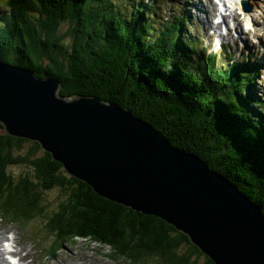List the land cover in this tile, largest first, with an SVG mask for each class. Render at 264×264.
<instances>
[{
    "label": "trees",
    "instance_id": "16d2710c",
    "mask_svg": "<svg viewBox=\"0 0 264 264\" xmlns=\"http://www.w3.org/2000/svg\"><path fill=\"white\" fill-rule=\"evenodd\" d=\"M96 1L103 7L93 0H0V60L55 78L61 96H95L130 109L173 146L208 160L264 215V106L251 91L261 64L242 55L215 66L216 53L196 55L193 19L178 0H124L128 14L112 0ZM65 20L70 25L59 33ZM18 164L30 172L12 174ZM53 188L67 195L47 214L39 201ZM0 214L9 223L44 218L51 253L86 239L132 263L158 253L167 264H196L200 256L198 264H214L186 234L99 194L1 123Z\"/></svg>",
    "mask_w": 264,
    "mask_h": 264
},
{
    "label": "water",
    "instance_id": "95a60500",
    "mask_svg": "<svg viewBox=\"0 0 264 264\" xmlns=\"http://www.w3.org/2000/svg\"><path fill=\"white\" fill-rule=\"evenodd\" d=\"M59 87L0 60L6 134L36 141L99 194L161 218L214 264H264V215L237 186L130 109Z\"/></svg>",
    "mask_w": 264,
    "mask_h": 264
},
{
    "label": "rangeland",
    "instance_id": "374dc122",
    "mask_svg": "<svg viewBox=\"0 0 264 264\" xmlns=\"http://www.w3.org/2000/svg\"><path fill=\"white\" fill-rule=\"evenodd\" d=\"M115 8L122 10L125 14H128L129 8L125 5L124 0H112ZM179 2L185 3L181 8L188 11L189 15L193 19L192 26H190V31L198 38V28L199 36H204V40L201 38L203 43L196 49V55L206 57L208 52L214 53V49H218L220 53L221 49L218 47V44L209 47L207 43L209 42L207 36L211 31H206L205 28L208 27L211 23L212 12L208 10L211 14H208L209 17L204 13V11L199 9L198 0H178ZM177 0L173 2V5L178 3ZM192 2V3H191ZM95 5L103 7V2H97L93 0ZM169 5L167 0L160 1L161 5ZM191 3V4H190ZM198 3V4H197ZM202 5L206 7L213 5L211 0H202ZM198 5V6H197ZM261 6V4H260ZM255 7V6H254ZM167 8V7H165ZM257 8V12L262 11V13L256 16L257 22L249 21L248 17H238L239 24L236 29V33L239 35L238 40L233 39V31H229L227 35H224L222 40L229 41L230 50L232 51V57L228 56V51L223 50L220 54H216V60L214 62L215 66L219 64L230 65V58H239L240 53L244 51V54L248 53L250 60H254L256 57V62L261 64V69L258 73L256 80H254L253 85H251V91L258 93L259 97L262 98V105L264 106V8ZM228 11V10H227ZM159 14L163 16V9H159ZM169 13V12H168ZM204 13V14H203ZM1 15V13H0ZM188 15V14H187ZM206 16V17H205ZM69 21H62L59 27V33H63L69 27ZM219 25H215V32ZM235 32V31H234ZM192 36V35H191ZM192 36V38H194ZM200 40V41H201ZM246 43V44H245ZM205 48L207 49L204 53ZM230 63V64H229ZM264 120V118H262ZM30 141V140H29ZM25 150V149H24ZM9 171L17 175L23 172H30V169L26 164H18L11 166ZM67 195V190L61 188H53L44 193V197L39 201L40 205H43V210L47 214L54 212L58 205L65 200ZM46 215V214H45ZM44 215V217H46ZM0 243L5 241L8 238H12L15 234V242L17 244V250L22 257V260L25 262L21 264H167L162 261L161 256L158 253L149 256H140L132 263L127 259H114L112 257L113 252L108 246H100L97 243L89 242L86 239H78L75 242L68 241L60 249H57L53 253L50 251V244L53 242V236L49 232V228L45 225V219L42 217H33L29 223L23 222H8L2 214H0ZM2 240V242H1ZM9 244V241H7ZM23 255H26L25 258ZM1 258V255H0ZM205 260L204 256H200L196 260V264L202 263Z\"/></svg>",
    "mask_w": 264,
    "mask_h": 264
},
{
    "label": "bare ground",
    "instance_id": "6f19581e",
    "mask_svg": "<svg viewBox=\"0 0 264 264\" xmlns=\"http://www.w3.org/2000/svg\"><path fill=\"white\" fill-rule=\"evenodd\" d=\"M250 3L253 4V6L255 7H260L261 10H263L264 8V0H248ZM199 2V9L204 11V13L207 15V17H209L208 14H211L208 10V8L205 5H202L201 2L202 0H198ZM192 3V2H191ZM190 3V4H191ZM198 4V3H197ZM261 4V6H260ZM198 6V5H197ZM244 9L246 8V6L243 4ZM262 12V11H261ZM203 13V14H204ZM264 13V12H263ZM206 17V16H205ZM252 22H257V19L255 18H251ZM235 23H238L237 20H235ZM239 27V26H238ZM234 31H236L235 28H233ZM246 44V43H245ZM254 65V64H253ZM136 116V115H135ZM151 125V124H150ZM157 128V127H155ZM178 148V147H177ZM208 161V160H207ZM206 161V162H207ZM209 163V162H208ZM15 236L16 234L12 237V238H8L9 240H5V241H9V244L6 243V245H4L3 243H0V264H11L7 259H6V255H12L13 256V263L18 264L19 261H23L21 255H19V250H17V244L15 242ZM2 242V240H1ZM25 261V260H24ZM26 264H29L28 262Z\"/></svg>",
    "mask_w": 264,
    "mask_h": 264
}]
</instances>
